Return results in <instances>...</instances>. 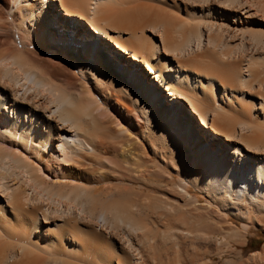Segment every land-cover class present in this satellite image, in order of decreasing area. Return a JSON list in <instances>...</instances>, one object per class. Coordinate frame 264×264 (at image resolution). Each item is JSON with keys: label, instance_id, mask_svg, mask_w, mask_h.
<instances>
[{"label": "bare ground", "instance_id": "obj_1", "mask_svg": "<svg viewBox=\"0 0 264 264\" xmlns=\"http://www.w3.org/2000/svg\"><path fill=\"white\" fill-rule=\"evenodd\" d=\"M253 227L264 0H0V264H264Z\"/></svg>", "mask_w": 264, "mask_h": 264}, {"label": "rangeland", "instance_id": "obj_2", "mask_svg": "<svg viewBox=\"0 0 264 264\" xmlns=\"http://www.w3.org/2000/svg\"><path fill=\"white\" fill-rule=\"evenodd\" d=\"M248 239H249V243L246 247V252H245L246 255H248L251 251L259 249L263 245L264 232L253 227L251 229Z\"/></svg>", "mask_w": 264, "mask_h": 264}]
</instances>
